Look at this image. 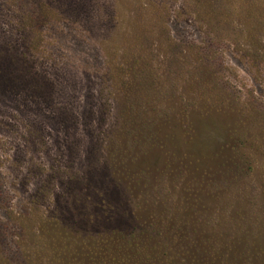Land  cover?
Listing matches in <instances>:
<instances>
[{"label":"rangeland","instance_id":"rangeland-1","mask_svg":"<svg viewBox=\"0 0 264 264\" xmlns=\"http://www.w3.org/2000/svg\"><path fill=\"white\" fill-rule=\"evenodd\" d=\"M205 1L0 0V264H264V0Z\"/></svg>","mask_w":264,"mask_h":264},{"label":"trees","instance_id":"trees-1","mask_svg":"<svg viewBox=\"0 0 264 264\" xmlns=\"http://www.w3.org/2000/svg\"><path fill=\"white\" fill-rule=\"evenodd\" d=\"M209 2L210 0L205 1V3L207 4ZM17 58L21 59L19 57ZM7 62L9 64L8 66H11L14 60ZM90 239L88 241L87 238H79L77 237V235H73V234H70L68 236H64V235L61 236L56 234L54 238H51V236H49L48 244H51V248L56 251L57 255L59 253L62 255H66L64 258L65 260L64 264H78L81 262H85V264H119L121 262L115 259L114 256V254H116L117 256L120 255L118 251H120L122 247L120 243L119 244L117 243L119 239H116V244L114 248H111L110 245L109 247H107L105 245L107 240L102 241L100 239L97 241L99 246H96V242L93 246L90 244ZM87 243L89 244L90 247H92L93 253L85 252L84 248H86V246L83 245ZM127 245L129 246L130 243L128 242ZM90 261L92 262L90 263Z\"/></svg>","mask_w":264,"mask_h":264}]
</instances>
